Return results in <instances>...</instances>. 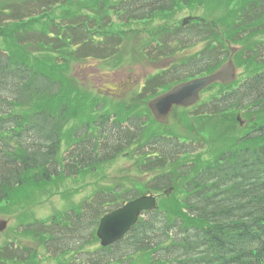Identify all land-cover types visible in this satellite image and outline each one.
Here are the masks:
<instances>
[{
    "label": "trees",
    "instance_id": "1",
    "mask_svg": "<svg viewBox=\"0 0 264 264\" xmlns=\"http://www.w3.org/2000/svg\"><path fill=\"white\" fill-rule=\"evenodd\" d=\"M108 1L110 0H99V4L103 7ZM111 2L122 7L124 15L131 16L133 22H140L148 16L154 17L163 7L171 9L177 4H191L192 0H111ZM49 4L47 0L39 6ZM2 10V13L6 11L0 9ZM15 15L17 14L12 13L8 16ZM18 19L19 17L0 19V205L12 202V207L16 201L26 198L25 196L17 198V191L22 189L26 191L32 186L41 187L42 184L50 183L51 175L57 173L56 162L66 121L83 106L74 98L81 87L73 77L67 76L68 59L74 53L69 52V57L66 56L67 46L60 41H57L56 51L51 42L44 39H36L34 42L23 41V23ZM34 21L35 19H32L31 26L36 24ZM123 24L125 25L124 21ZM48 27L45 24L43 28L45 33ZM202 27L203 29L191 33L196 32L198 41L206 40V50L214 53L223 45V41L213 28L208 33V28ZM58 37L60 35L56 38ZM29 44L35 48L39 46L40 51L52 52V57L38 55L36 49H27ZM93 50H97L96 47ZM61 58H64L65 62L60 61ZM203 62H198L199 65L203 64L202 68ZM197 70L201 71L199 66ZM251 78L255 82L242 83L234 94L239 95L240 101L253 97L252 101L263 105L264 82L260 80L264 81V69L255 72ZM32 106L35 108L30 110ZM260 129L264 131V124ZM255 164L259 167L258 175L253 173ZM243 170L240 172L241 179L235 181L239 193L234 189L236 191L231 192L227 198L225 194L223 196L210 194L206 189L200 191L199 203L205 202L204 207L213 210V214L201 213V216L208 224L215 221L216 233L223 236L224 241L230 243L234 241L245 249L246 246L242 244L257 241L261 252L264 251V151L257 163L251 160ZM8 211L12 212L13 209L8 208ZM26 215L28 219L30 216L35 218L30 211H27ZM79 217L81 219V216ZM152 218L150 215L144 220L148 224L147 227L140 223L122 241L114 244L110 251L101 249L102 256L109 260L113 258L125 261L126 257L139 254L144 263L143 251H146V245L143 239L152 237L155 228ZM43 222L36 220L33 225ZM36 233L37 230H34L33 234ZM150 248L151 244L149 250ZM112 250L116 252L115 256L112 255ZM156 260L153 255L148 256L145 264H156ZM128 261L131 263V260ZM141 263L138 261L136 264ZM239 263L241 264V261Z\"/></svg>",
    "mask_w": 264,
    "mask_h": 264
},
{
    "label": "rangeland",
    "instance_id": "2",
    "mask_svg": "<svg viewBox=\"0 0 264 264\" xmlns=\"http://www.w3.org/2000/svg\"><path fill=\"white\" fill-rule=\"evenodd\" d=\"M46 1L47 0H40V2L37 3V0H0V9L6 10L4 11V13H2L3 10L0 11V19L19 17L18 20L23 23V41L26 42L27 40H30L34 42L36 39H44L45 41L51 42L56 51L57 41L55 42L54 39L46 36L51 31L53 32L56 30L52 26V22H57L59 23V25L61 24L60 22H62L65 26H69L66 24H69L71 21H73V19L72 16H64L65 10L71 9L72 11H76V6L74 7V4H76L80 12L82 6L85 5V3H82L81 0H54L53 2H51L54 7L50 6L49 8H45L39 6L41 3H44ZM65 1H67V3L65 4L66 7L62 5V3H64ZM255 1L256 0H208L206 1V8L208 10H206V13L208 14H206L205 12H201L199 15H203L205 18H210L211 15L220 17L224 15L223 13H226L230 15L231 20L237 18L236 21L238 19L247 21L251 19L249 15L250 11H252V7ZM93 5L94 4L92 0L91 2H89V8H87V10L89 11L88 15H81L85 21H88V24L94 22V19H91L89 17V15L93 13ZM87 10H82V12L86 13ZM12 13L17 14L15 15L16 17L8 16ZM258 14H260V11L258 12ZM31 15H34V17L31 18ZM260 15L262 17L261 27L264 29V14ZM32 19H35L34 23L36 24H33L31 26ZM106 23L108 22H106L104 19L103 23L95 24L93 28L99 29L101 27H107L108 25ZM45 24L49 26L46 33L43 30ZM50 26H52L53 28H50ZM256 36L257 34L254 37L252 36L250 38L257 39ZM147 37L148 34L146 33L135 34L131 32L128 35L124 36L120 45L114 47L113 49H110V51H116L118 54H122V59L120 61H114L113 58L109 57L110 62L104 64V68L107 70L119 69L116 73L114 71L110 73V76L107 79L108 82H91L92 80L89 79V74L93 71L91 66L87 64L83 65L81 63L78 64V61L71 59V62L69 63L70 68L67 71V76H72L78 82H80L83 85V88L86 89L85 94L87 95V97L92 98L90 100H87L86 107L97 110L99 104L98 99L96 98H99L100 93L110 94V92L114 93L115 91L112 79L116 77L118 78V76L126 78V72L132 70L136 74L134 78H132L131 76V79L135 81L134 89L128 93L129 97L125 99L127 100V102L123 104L130 111H137L139 109L138 107H140V104H143L145 102V99H142V95L146 94V87L149 85L154 86V84L157 82H163V78L168 72L171 73L170 70H172L173 67L176 68L178 64L182 63L185 59L188 58L187 55L189 50L192 51L190 53H194L197 50L196 46L192 47L185 45L181 46L183 47V49L176 46L172 49L168 47V50H166L165 44L161 42L159 44L161 47L157 45L156 47L150 49V52L147 50L145 51ZM19 43H22V41H19ZM27 49H36V53L38 55L47 56L48 58H51L53 54L52 52L40 51L38 50L39 46H36L35 48V46H32L30 44L27 45ZM144 53H147V55H143ZM246 53L249 54V52ZM90 54L88 55V60L90 62H95L96 57L93 54ZM59 60L62 61L63 59ZM101 61L104 62V59L100 60L98 63H100ZM254 63H256V60L252 59L242 63V66ZM137 82L138 85L135 86ZM89 85L94 89H90ZM125 85L126 87H128L126 83ZM120 88L122 87L120 86ZM102 89H104L106 92H103ZM211 96V92H204L202 96L203 100L199 101L192 108H188L186 111L196 112V110H199L202 114H205L203 112L207 109L204 107V102ZM206 103H208V101H206ZM235 106L238 107L237 105ZM249 106L251 107L252 105L247 104V106L245 107L232 109L228 111L227 114H224L222 111L219 112L218 117H214L211 120L212 122H216L218 124L213 127L212 135H209V133H203L198 129L189 130L183 127V125L186 126L187 124L184 123L185 121H187V114H184L183 111H181L183 109H181L180 112L176 111V114L169 119L168 124L162 128H167L170 134L175 133L178 134V136L185 135V137H187L188 139H192V142L195 143V149H201L205 152H208L210 150L209 146L219 147L223 149L226 146L230 145V143L233 147L240 146V143L237 139H239V137L247 131L250 122L246 121L244 123H240L242 120L239 116V111H241L245 116L251 110ZM33 108H35V106L30 107V110H32ZM103 110L105 109L103 108ZM252 110L254 111V117L258 120L260 118V114L256 112V109ZM76 112L77 113H75V115L71 116V118L66 121L65 130H68L66 131L67 134L64 136V138L68 139L65 141L66 143H64L67 149L63 151V154H69L68 151L73 147V144H70L72 140L73 130L77 126L76 124L83 119V117L81 116L82 114L78 113V111ZM230 122L231 127L228 126ZM199 138H201L202 140ZM157 146L159 149H165V145L161 143H158ZM155 147L156 144L150 143L147 149L143 152V158L139 157V151L131 150L128 154L129 156L124 159L125 161H123V159L121 158L123 156V154L121 153L119 157L121 163L117 166L110 169L108 167V163L104 164L102 172L99 171L98 174H96L95 170H92V176L99 177V181H97L96 185L94 184L95 182L78 183V181L72 178L71 174L65 173L63 175L62 173L56 178L51 179L50 183L48 182L47 184H42L43 186L41 187L32 186L26 191L24 189L19 190L17 191V198H23L24 196L26 198L16 201L13 204V207L11 206L12 202L2 203L0 205V217L2 216L1 218L8 219L11 228H14L17 231L21 232H24V229H28L31 234H33L34 229L25 227L28 226V223L34 222V219L31 216L29 219L27 218V211H30L34 215L35 220L44 221L46 223H51L55 219H57L55 222H70V220H73L75 218L76 213H84L85 211L90 213H87V216H89V218L91 216L90 219H95L96 221V201L90 202L89 200L93 201L97 198V196L100 195L98 191L101 189V186L108 185L111 187L110 190L115 191L116 185L120 184L122 186V189L121 191H118L116 193H121L126 189L131 188V186L141 185L142 182L146 179L145 177L147 176V172L149 173L153 165L152 160L154 159V156L152 154V150ZM193 170L194 166L192 164L190 154L187 150L181 153V157H175V160L173 161V165L171 167L172 176H178V178L188 177L192 174ZM116 176L119 177L116 179ZM67 179H70L71 182H67ZM116 180L120 182L118 183V181ZM91 181H96V179H91ZM79 185H82V187H79ZM77 186L78 188L74 189V187ZM96 186L98 189H96ZM95 193L98 194L96 195ZM8 208H12L13 211L9 212ZM67 226H70L71 229H66ZM73 227H75V225L65 223V228L62 231H64L65 234L74 233L77 228ZM80 229L84 233L89 234L88 239L93 238L90 230L91 226ZM12 234H15V232L12 231ZM36 236L39 237L38 239H35L34 243L30 246L28 254L34 260H36V257L40 253H34V250L37 247L46 249L48 252L41 253V255H45L46 253L47 254L41 258L40 264H56L55 262H64V264H81V259H84L86 258V256H88L86 254V250L92 251L93 249V245L91 244V242H88L87 247L84 246L83 249H80L78 253H74L73 257L69 254V252L71 251H69V249H67L64 244L61 247L57 245L58 242H56V240H54L53 238L59 237L58 235H55L53 233L51 234V232L47 229L37 228ZM6 239L7 235H2L0 237V243H3ZM44 240L47 242H44ZM4 252L15 253V248L13 246L4 248ZM26 257V253L20 256L19 263L25 264L24 262L26 261Z\"/></svg>",
    "mask_w": 264,
    "mask_h": 264
},
{
    "label": "water",
    "instance_id": "3",
    "mask_svg": "<svg viewBox=\"0 0 264 264\" xmlns=\"http://www.w3.org/2000/svg\"><path fill=\"white\" fill-rule=\"evenodd\" d=\"M233 78V68L228 64L224 70L216 75L198 79L183 86H178L167 94L157 98L151 103V107L158 119H164L171 106L176 104L187 105L197 99L198 91L206 84L216 79ZM154 206V200L142 197L125 207L106 215L102 218L98 234L103 239V243H110L121 238L129 229L131 224L137 219L138 213L146 208ZM6 227V222L0 220V230Z\"/></svg>",
    "mask_w": 264,
    "mask_h": 264
}]
</instances>
